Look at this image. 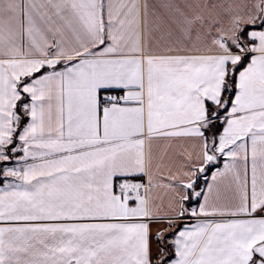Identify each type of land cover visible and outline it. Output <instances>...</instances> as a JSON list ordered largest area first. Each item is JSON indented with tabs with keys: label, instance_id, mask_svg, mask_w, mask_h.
<instances>
[{
	"label": "snow or ice",
	"instance_id": "snow-or-ice-1",
	"mask_svg": "<svg viewBox=\"0 0 264 264\" xmlns=\"http://www.w3.org/2000/svg\"><path fill=\"white\" fill-rule=\"evenodd\" d=\"M0 264H264V0H0Z\"/></svg>",
	"mask_w": 264,
	"mask_h": 264
}]
</instances>
